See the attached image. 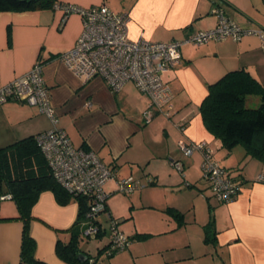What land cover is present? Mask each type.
<instances>
[{"label": "crops", "instance_id": "0c3cea01", "mask_svg": "<svg viewBox=\"0 0 264 264\" xmlns=\"http://www.w3.org/2000/svg\"><path fill=\"white\" fill-rule=\"evenodd\" d=\"M57 1L85 8L105 5L116 13L127 14L129 36L133 40L143 36L152 42L170 43L196 32L213 30L218 26V18L212 12L216 1L239 27L249 30L253 26L250 18L245 19L240 6L228 0H118L120 5L113 0ZM81 32L79 15L65 17L55 8L0 12V89L41 61L57 117L54 125L38 106L17 101L0 105V147L59 129L68 135L75 148L95 152L119 180L143 176L141 173L151 177L156 173L153 164L168 162V159L181 161L185 166L193 165L194 154L189 159L180 158V143H205L214 154L216 150L223 153L218 159L224 160H216L222 167L236 169L242 163L243 176H239L241 191L231 203L220 204L212 200L214 196L207 197L209 218L198 223L203 233L198 238H203L206 244L204 255L210 258L209 264H264V161L247 156L243 146L226 151L221 139L206 129L200 113L210 85L229 72L246 70L264 85V51L260 39L252 35L240 42L228 39L200 47L184 46L182 64L163 75L174 93L172 115L168 119L156 114L152 123L146 125L143 114L150 101L134 82L113 92L102 78L84 83L59 60L61 54L73 48ZM153 179L155 183L151 186L158 184V176ZM109 183H113L112 188L105 191L110 195L115 192V183ZM107 209V215L115 219L108 202ZM0 210L4 218L18 216L11 199H2ZM78 215L76 201L60 206L52 192L41 194L33 210L31 227L37 243L36 257L40 261L68 264L57 256L56 245L58 241H70ZM107 215L99 220L108 225ZM212 219L215 230L211 232L213 241H208L204 227ZM194 222L185 221L184 226ZM22 230L23 224L18 220L0 224V264H22ZM209 245L213 248L211 252H208ZM128 248L129 257H108L111 261L107 264L136 263L139 250L135 245Z\"/></svg>", "mask_w": 264, "mask_h": 264}, {"label": "built area", "instance_id": "2783aa9c", "mask_svg": "<svg viewBox=\"0 0 264 264\" xmlns=\"http://www.w3.org/2000/svg\"><path fill=\"white\" fill-rule=\"evenodd\" d=\"M55 9L61 11L65 17L76 14L82 20V32L75 45L61 54L59 60L84 83L102 78L113 92L120 91L128 82H134L150 101L149 108L143 114L146 125L156 114H164L166 117L172 115L174 93L164 81L163 75L182 64L184 46L200 47L228 39L240 42L244 37L254 35L260 39L264 51V28L244 30L221 7L212 9L218 18L215 29L196 32L184 40L170 43L152 42L143 36L137 40L131 39L128 29L130 17L116 13L105 5L85 8L60 3L56 4ZM10 101L38 106L54 125L57 123L56 111L44 78V63L41 61H37L24 76L0 89V105ZM38 143L46 155L54 179L68 191L87 198L90 210L83 220L86 227L85 237H96L99 230L95 220L106 212L109 195L105 186L115 177L114 172L95 152L75 148L62 130L52 129L40 134ZM180 148L185 157H191L197 151L204 154V178L215 199L222 204L231 203L241 187L231 179L227 169L213 160V152L208 145L181 142ZM172 163L180 171L183 170V163ZM118 182L119 191L124 194L135 192L141 184L132 178ZM116 225L113 221L110 229V253L121 252L130 244Z\"/></svg>", "mask_w": 264, "mask_h": 264}, {"label": "trees", "instance_id": "16d2710c", "mask_svg": "<svg viewBox=\"0 0 264 264\" xmlns=\"http://www.w3.org/2000/svg\"><path fill=\"white\" fill-rule=\"evenodd\" d=\"M56 4H60V2L57 0H0V12L39 11L53 9ZM213 7L223 8L218 1ZM11 39L12 36L9 32L10 42ZM249 97L260 98V105L257 108H249L247 105ZM200 113L206 129L221 139L227 151L231 152L237 146H243L247 156L264 161V85L248 71L241 69L229 72L210 85L209 94L201 103ZM39 135L0 147V205L3 198L10 197L18 210V216L13 218H4L0 213V224L14 220L22 222L21 263L46 264L36 257L37 243L31 233L34 207L41 194L47 191L54 194L60 206H67L74 200L79 205L78 220L71 229L70 241L68 243L58 241L56 254L68 264H94L97 259L91 257L80 247V239L85 237L86 232V227H81V224L90 210L89 202L86 197L68 191L54 179L46 155L38 143ZM227 171L230 173L231 179L241 187L240 180L242 178L239 176H243V174L233 176L230 169ZM150 180L149 184L155 183L153 178ZM172 210L175 211L171 212L178 227H181L185 224L184 215L176 209ZM107 212L108 209L104 214L107 215ZM107 216L111 229L114 219ZM95 222L99 230L96 237H100L107 230L99 218ZM204 229L206 240L213 241L211 236V232L215 230L213 219ZM111 243L110 234L109 244L99 250V255L105 253L108 257H113L120 253L109 252ZM81 254L86 255L87 259L83 260ZM91 261L93 262L91 263Z\"/></svg>", "mask_w": 264, "mask_h": 264}, {"label": "rangeland", "instance_id": "374dc122", "mask_svg": "<svg viewBox=\"0 0 264 264\" xmlns=\"http://www.w3.org/2000/svg\"><path fill=\"white\" fill-rule=\"evenodd\" d=\"M228 1L240 6L245 19L250 18L253 21V26L249 30L264 28V0ZM113 3L120 5L118 0H113ZM247 105L249 108H257L260 105V98H249ZM160 115L165 116L164 114ZM180 130L182 131L183 128ZM179 149L181 151L179 153L180 158L189 159V157H185L180 146ZM239 151H243V149L240 148ZM222 154L220 150H216L215 154L213 152L212 155L213 160L223 161L224 159H218V156L222 157ZM192 160L195 164L184 165L182 171L168 159V162L160 161L153 164L156 173L151 177H145L143 173H141L143 176L137 175L138 179L135 176H128L140 180L141 183L139 189L130 194L120 192L118 186L119 180L129 179L128 177L119 180H116L115 177L110 179L109 182L113 181L115 183V192L110 195L107 192V195H109L107 202L114 215V222L117 223L116 228L128 237L129 247L135 245L140 252V257L136 258V263L132 264H166V262H168L167 264H209L211 262L210 258L204 255L206 244L203 238L200 239L203 233L198 223L203 218H209L207 197H213V192L204 178V154L197 151L194 153ZM234 168L236 169L229 168L233 176L242 174V163ZM154 176H158V184L151 186L149 180ZM109 182H107L105 190L112 188L110 185L113 183ZM213 199L215 198L213 197ZM173 208L184 215L186 222H194L196 219L197 223L194 222L189 227L184 225L178 227L177 221L171 212ZM104 215L99 216L101 221L104 220ZM104 228L107 230V234L100 237L80 239L81 249L91 257L98 259L97 264H107L111 261L106 254L99 255V250L110 242V225L104 222ZM198 235L200 238H198ZM191 237L192 243L190 241ZM128 249L130 248L116 254L117 259L128 256L130 252ZM211 250L213 248L211 249V245H209L208 252H211Z\"/></svg>", "mask_w": 264, "mask_h": 264}, {"label": "water", "instance_id": "95a60500", "mask_svg": "<svg viewBox=\"0 0 264 264\" xmlns=\"http://www.w3.org/2000/svg\"><path fill=\"white\" fill-rule=\"evenodd\" d=\"M81 258H83V260H86L87 259V256L84 255V254H81Z\"/></svg>", "mask_w": 264, "mask_h": 264}]
</instances>
